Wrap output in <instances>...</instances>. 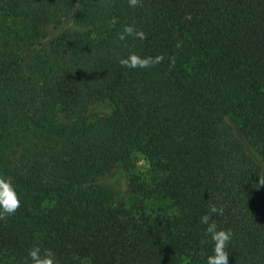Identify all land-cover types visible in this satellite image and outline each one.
<instances>
[{"label": "trees", "instance_id": "trees-1", "mask_svg": "<svg viewBox=\"0 0 264 264\" xmlns=\"http://www.w3.org/2000/svg\"><path fill=\"white\" fill-rule=\"evenodd\" d=\"M0 173V264H264V0H0Z\"/></svg>", "mask_w": 264, "mask_h": 264}, {"label": "clouds", "instance_id": "clouds-1", "mask_svg": "<svg viewBox=\"0 0 264 264\" xmlns=\"http://www.w3.org/2000/svg\"><path fill=\"white\" fill-rule=\"evenodd\" d=\"M130 2L135 4L136 0H130ZM132 32L133 29L131 27L126 26L124 28V33L132 34ZM136 35L141 39L144 38L143 32H137ZM120 39H124V34L120 35ZM120 63L127 67L135 68L147 67L149 61L142 60L136 54L129 53L128 57L121 59ZM259 183L264 185V178H260ZM20 204L19 193L12 177L0 173V216L14 214ZM209 211L210 213H223V209H218L215 205H211ZM209 220L210 216L207 214L201 217V223L206 225L205 234L210 236V240L213 243V254L207 257V264H228L229 254L225 248L231 238V231L218 228L214 221L210 223ZM53 260L54 256L51 250H45L42 254L41 249L36 246L29 250L26 264H53Z\"/></svg>", "mask_w": 264, "mask_h": 264}, {"label": "rangeland", "instance_id": "rangeland-1", "mask_svg": "<svg viewBox=\"0 0 264 264\" xmlns=\"http://www.w3.org/2000/svg\"><path fill=\"white\" fill-rule=\"evenodd\" d=\"M134 163V170L136 174L141 177V180H150L153 175V170L149 161L141 153L138 152L134 155ZM167 203L168 202L165 199L158 198L156 196L147 198L146 202H144L148 210H151L152 208L158 206H167Z\"/></svg>", "mask_w": 264, "mask_h": 264}]
</instances>
